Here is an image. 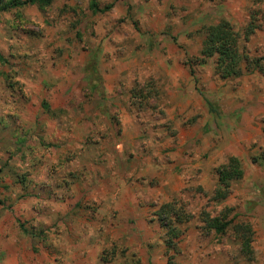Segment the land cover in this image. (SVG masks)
Wrapping results in <instances>:
<instances>
[{
	"label": "rangeland",
	"instance_id": "374dc122",
	"mask_svg": "<svg viewBox=\"0 0 264 264\" xmlns=\"http://www.w3.org/2000/svg\"><path fill=\"white\" fill-rule=\"evenodd\" d=\"M95 2L0 12V264H264V72L187 64L203 26L251 20L264 71V0ZM229 156L242 177L215 202ZM171 202L189 216L174 252ZM202 214L247 224L251 256Z\"/></svg>",
	"mask_w": 264,
	"mask_h": 264
},
{
	"label": "trees",
	"instance_id": "16d2710c",
	"mask_svg": "<svg viewBox=\"0 0 264 264\" xmlns=\"http://www.w3.org/2000/svg\"><path fill=\"white\" fill-rule=\"evenodd\" d=\"M52 0H0V12H7L23 6L35 5L38 9H43L51 4ZM89 9L94 12H104L110 7L98 8L95 0H88ZM256 24L249 20L239 30H234L230 23L219 21L201 28L202 41L197 55L187 61L189 73L192 74V67L211 61L213 73L221 79L235 78L240 75L241 68L245 71L258 70L263 73L262 66L254 58H250L245 50V43L256 29ZM86 73H94L93 67L85 68ZM264 74V73H263ZM208 112L217 117L218 112L212 104L205 102ZM216 175V187L212 191L211 200L220 202L229 193L230 185L242 177V168L238 158L229 156L225 162L214 169ZM264 202V186L260 188ZM176 202L165 203L156 210V217L161 229L165 230V246L174 252L176 239L180 236L179 226L188 221V213ZM226 216L208 217L202 214L201 222L206 231H213L216 234H223L227 230L231 231L232 238L239 240L240 252L246 257L251 256L252 249L251 229L245 223L231 224V219L225 220ZM168 257L167 264H170Z\"/></svg>",
	"mask_w": 264,
	"mask_h": 264
},
{
	"label": "crops",
	"instance_id": "0c3cea01",
	"mask_svg": "<svg viewBox=\"0 0 264 264\" xmlns=\"http://www.w3.org/2000/svg\"><path fill=\"white\" fill-rule=\"evenodd\" d=\"M262 203H263V206H264V202H263V200H262Z\"/></svg>",
	"mask_w": 264,
	"mask_h": 264
}]
</instances>
